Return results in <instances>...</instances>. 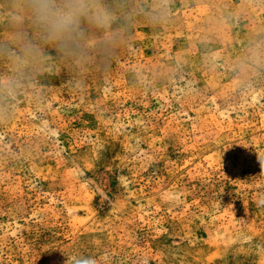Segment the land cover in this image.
Listing matches in <instances>:
<instances>
[{
    "label": "rangeland",
    "instance_id": "374dc122",
    "mask_svg": "<svg viewBox=\"0 0 264 264\" xmlns=\"http://www.w3.org/2000/svg\"><path fill=\"white\" fill-rule=\"evenodd\" d=\"M103 2L0 0V264H264V0Z\"/></svg>",
    "mask_w": 264,
    "mask_h": 264
},
{
    "label": "clouds",
    "instance_id": "9594fccd",
    "mask_svg": "<svg viewBox=\"0 0 264 264\" xmlns=\"http://www.w3.org/2000/svg\"><path fill=\"white\" fill-rule=\"evenodd\" d=\"M16 8L30 18L46 42L68 54L75 51V39L84 18L99 29H108L115 19L103 0H16ZM21 18L14 17L16 20ZM81 264L95 262L87 260L81 261Z\"/></svg>",
    "mask_w": 264,
    "mask_h": 264
}]
</instances>
